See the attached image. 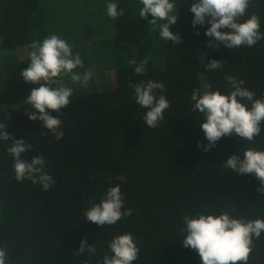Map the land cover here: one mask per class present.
Returning <instances> with one entry per match:
<instances>
[{"label": "trees", "instance_id": "1", "mask_svg": "<svg viewBox=\"0 0 264 264\" xmlns=\"http://www.w3.org/2000/svg\"><path fill=\"white\" fill-rule=\"evenodd\" d=\"M80 1L98 0H0V53L42 42L53 29L58 6L67 15L73 6L78 14ZM126 1L117 6L124 14L113 20L120 28L108 47L112 84L70 97L59 114L60 140L43 121L28 118L29 105L0 108V122L10 134L8 141H0V246L7 245L9 264H103L104 255L111 254V240L125 233L133 235L139 248L133 264H202L196 250L183 246L185 215L227 211L236 218L264 219V194L257 190L261 184L255 174L240 175L222 166L233 155L243 158L248 148L264 151V124L253 142L233 133L205 152L204 121L191 100L193 90L203 92L206 85L230 92L226 76L245 81L256 98H264V40L254 47H208L211 38L205 31L210 25H192L190 8L196 0H176L178 18L170 31L181 41H166L159 35L163 22L149 25L150 16H138L139 0ZM253 13L264 31V0H252L242 21ZM145 57L146 74L138 76L130 61ZM212 59L223 61L222 67L206 69ZM148 79L165 85L157 95L171 105L154 129L145 125L146 109L136 104L128 87ZM13 139L32 146L24 159H46V171L55 181L50 190L15 179L13 158L6 151ZM119 175L124 181L115 179ZM117 183L124 210L131 209V215L114 225L88 222L84 210ZM85 237L86 247L95 245L97 251L77 255ZM255 243L249 264H264V233Z\"/></svg>", "mask_w": 264, "mask_h": 264}, {"label": "clouds", "instance_id": "2", "mask_svg": "<svg viewBox=\"0 0 264 264\" xmlns=\"http://www.w3.org/2000/svg\"><path fill=\"white\" fill-rule=\"evenodd\" d=\"M139 3L142 5L138 12L139 18L148 19L150 16L149 25L152 26H157L158 21L163 22L158 25L162 39L174 43L181 41L179 34L170 31V25H174L178 18L176 0H139ZM251 6L252 0H196L190 8L194 14L192 25H210L205 31V35L211 38L208 47H254L257 42L264 40V31H261L260 17L255 13L242 21ZM106 7L108 16L113 20L124 14L123 9L118 10L117 3L109 2ZM30 47V64L21 72V76L25 83L38 84L39 87L32 88L25 101L30 106L27 115L32 121H43V127L56 140H60L64 133L59 114L62 108L70 104L73 89L64 86L58 78L68 75L74 84L87 87L93 72L90 69L82 73L74 71L84 67L82 58L79 53L74 55L71 46L56 34L46 37L42 42L33 41ZM203 58L204 54H201ZM148 61L147 57L139 63L130 61L135 66L136 75L146 74ZM222 65L223 61L212 59L205 68L217 70ZM225 83L231 89L228 93L211 91L210 85H206L207 90L203 92L199 87L191 93V100L195 102L193 111L198 110L204 121L201 129L208 141L203 148L205 152L214 148L222 137L233 133L253 142L260 135L264 124V98H256L255 91L244 87L245 81L233 76H226ZM128 87L134 90L136 104L146 109L142 117L145 125L153 129L158 127L164 120L165 110L171 106L164 95H157V90L164 92L165 85L148 79L139 83L129 82ZM53 112L58 115L54 116ZM9 139L6 125L0 122V141ZM31 150L32 146L23 139H13L6 149L13 158L15 179L31 181L33 185L39 184L43 191H48L55 181L46 171V159L42 155L33 156L30 161L23 158V154ZM222 166L240 175L255 174L261 184L257 190L264 194V151L248 148L243 158L233 155ZM115 179L124 181L125 177L119 175ZM83 215L88 222L98 226L114 225L123 217L131 215V209L124 210L123 193L117 183L107 189L99 203H93L85 209ZM182 223L185 226L182 229L185 233L183 246L196 250L202 264H249L250 255L256 249L255 242L264 233V219L236 218L227 211L185 215ZM86 245L85 237L77 255L83 254L85 250L89 254L96 253L95 245ZM108 248L111 254L104 255L103 264H133L139 257V248L131 233L115 236ZM0 264H9L7 245L0 246Z\"/></svg>", "mask_w": 264, "mask_h": 264}, {"label": "rangeland", "instance_id": "3", "mask_svg": "<svg viewBox=\"0 0 264 264\" xmlns=\"http://www.w3.org/2000/svg\"><path fill=\"white\" fill-rule=\"evenodd\" d=\"M109 2L117 3V6L127 4L126 0H98L97 3L81 5L83 13L77 14V10L75 11L73 6H69V15L64 14L63 11L59 12V9L63 8V5L60 4L57 16L53 20V29L48 31V37L56 34L71 46L74 55L80 54L84 67L74 69V71L82 73L90 69L93 72L87 87L74 84L68 75L58 78L64 86L73 89L72 96L86 91L104 89L112 84L113 71L108 59V54H110L108 47L111 42L110 38L115 36L116 31L119 33L120 27L118 28V24L113 22V19L107 14L106 3ZM93 10L97 11L99 16L92 13ZM55 27L59 29L58 32L54 31ZM31 51V47H23L0 53L1 109L27 105L25 101L32 88L39 87L38 84L25 83L21 76V72L30 64Z\"/></svg>", "mask_w": 264, "mask_h": 264}, {"label": "crops", "instance_id": "4", "mask_svg": "<svg viewBox=\"0 0 264 264\" xmlns=\"http://www.w3.org/2000/svg\"><path fill=\"white\" fill-rule=\"evenodd\" d=\"M85 3H84V1H80V3H79V9H82L83 7V5H84ZM82 5V6H81ZM79 11V10H78ZM78 13H83V9L81 10V11H79Z\"/></svg>", "mask_w": 264, "mask_h": 264}]
</instances>
